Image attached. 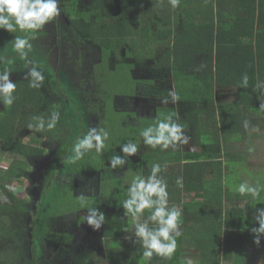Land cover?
I'll use <instances>...</instances> for the list:
<instances>
[{
  "label": "trees",
  "instance_id": "trees-1",
  "mask_svg": "<svg viewBox=\"0 0 264 264\" xmlns=\"http://www.w3.org/2000/svg\"><path fill=\"white\" fill-rule=\"evenodd\" d=\"M58 2L59 15L51 20L54 33L50 30L46 34L57 37L56 46L60 48L62 60L67 51L75 53L78 55L77 60L87 61V69L81 77L82 83L74 88L64 64H59L56 68L50 58L41 53L47 60L46 71L42 75L43 84L49 86L48 94L42 90V86L31 87L30 76L14 82L16 88L10 106L14 112L22 109V114L0 117V151L7 152L14 158L9 168L2 174L0 172L1 187L10 201V204H4L3 215L7 218L4 219L7 223H0L3 250L7 247L12 249L11 256L5 263L25 264L28 261L26 264H39L37 259L43 256L39 244L42 235L38 228L40 223L45 229L48 222L77 206L76 202L80 200L79 205L88 209L100 208V201L121 208L119 220L124 223L120 224V227L124 226L121 230L118 229L119 225L118 228L115 225L110 228L105 225V221L103 224L104 238L119 240L122 246L110 250L103 243L110 264H249L244 259L247 256L244 245L256 235L252 228L259 227L255 216L258 214L257 208H264V186L260 187L257 183L261 181L256 183L254 179L260 189L259 196L255 198L250 193L241 195L233 192L238 174L233 173L230 165L243 163L242 160L248 159V149L241 146V142L249 140L253 137L251 135L264 133V115H259L264 110L261 109V103H264V0H179L176 8L172 7L170 0H88L86 4L82 3L83 0ZM42 30L44 29L36 30L34 34L42 33ZM4 31L0 29V40H10L13 35ZM31 34L33 33H23L25 37ZM108 69H116L128 75V88L125 86L119 90V96L108 87L113 83V75ZM146 69L163 71L160 79H169L175 86L179 96L178 106L162 110H166V115H171L174 122L184 126L188 142L178 143L175 148L169 147L166 150H161L159 146L155 149L148 146L140 151L138 147L136 155L126 157L125 165L136 168L138 175L145 178L151 175L153 164L160 165L161 171L157 175L167 184L168 208L175 207L181 212L178 224L181 234L176 237L177 247L171 259L155 253L150 259L144 257L145 249L134 235V230L131 231V236L126 235L128 225L144 223L152 210L145 209L138 221L126 213L123 202L128 198V189L124 187V166L117 167L121 168V171L118 170L120 175L109 163L113 156L123 155L120 148L124 143L130 139L135 142V139L141 137L143 129L156 124L159 116H138L139 124L131 126L121 121L118 126L110 122L114 128H109L110 135L104 139V149L102 148V152L105 151V164L101 162V166L95 170L102 179L95 177V183L88 190L89 194L85 192L78 196L73 193L74 180L66 185L60 181L61 176L70 174L73 177L78 174L74 173L77 161L67 172V164L66 168L63 165L53 168L38 202L35 198L31 203L21 200L7 191V185L17 175H21L20 170H27V162L45 153V148L41 145L33 146L25 142L22 131L20 132L30 121L31 118L28 117L35 116L28 109L36 108L51 116L52 113H67L68 110L71 115L86 118L83 122L79 121L77 126L78 121H73L75 118L72 117L70 128L67 121L59 116L58 128L68 129L70 134L68 140H63L60 154L66 145L73 151L74 144L92 129L94 118L103 122L108 117L109 107L116 111L118 97L136 96L138 85H143L146 94L153 96L160 93L147 88L156 84L155 78L147 80L135 76L138 71ZM245 75L248 77L247 87L241 85ZM104 81L107 87L104 86ZM216 85L233 89V98L218 101L214 87ZM92 87L96 90L90 89ZM85 89L87 92L93 91L91 96L96 94L94 102L84 104L89 106L87 110L83 103L91 98L85 99ZM170 91L172 92V88H164L163 94ZM55 92L60 94L53 101V95H57ZM68 98L77 100L80 104L79 114L74 110L75 106L70 105ZM81 112L87 114L80 115ZM130 112L137 116V112ZM22 117H26L28 121L24 123ZM105 127L107 126L101 127L98 132L102 134ZM21 157L27 159L22 160ZM107 174L112 176V186H109L112 197L116 196V192L119 195L111 204L106 201L110 198V193L104 190L107 185H103V178L106 179ZM178 179L182 180V186L177 183ZM65 198L70 199L71 203L64 205L67 201ZM85 198L92 199L93 203L89 205ZM58 201L62 206H58ZM242 201H246V204L242 205ZM19 205H22L23 212L16 218ZM30 218L33 221L32 239L26 248L22 237L24 231H27ZM17 219L19 222L15 223ZM148 226L158 227L150 220ZM83 245L82 253L74 254L73 264H98L94 256L102 253L87 242H83ZM28 252L35 260L31 259ZM257 252L258 248L255 254ZM121 257H124L123 263Z\"/></svg>",
  "mask_w": 264,
  "mask_h": 264
},
{
  "label": "rangeland",
  "instance_id": "rangeland-1",
  "mask_svg": "<svg viewBox=\"0 0 264 264\" xmlns=\"http://www.w3.org/2000/svg\"><path fill=\"white\" fill-rule=\"evenodd\" d=\"M88 0H83V4H86ZM59 2H58V8H59ZM54 19V18H53ZM52 19V20H53ZM54 24L53 22L50 20L48 22V24H46V26L42 29V33H37V34H31L30 36H27V38L29 39V42L34 45L33 51L31 50L28 53L27 56V61H30L31 63L28 64L27 66L25 65L26 61L21 59L20 56L14 51L13 49V43L15 40V37L19 36L21 38H25V35H23V33H25L24 31H20L19 29H17V31L15 33H10L13 35V37L9 40L6 41H2L0 40V72H3V70L5 68H10L11 69V73L9 76V79L12 82H15L17 79L19 78H23L28 76L27 73L29 71V69L33 66H35L42 74V72H44L45 70V66L47 63V60L44 56H42L41 53L45 54L47 57L50 58L51 62L56 66V68L58 67L59 64H64L68 74H69V79L71 81L72 86L75 88H77V86L79 84H81L82 80L81 77L84 75L83 73L86 71L87 66L85 65V63L87 62H80L79 60L76 59V57L78 55H76L75 53H70L67 51L66 56H63V60L62 57H60V52H59V47L56 46L57 42L56 39L57 37L53 36V34H46V32H51L54 33ZM39 30V29H38ZM6 31V30H5ZM4 31V32H5ZM6 32V33H7ZM39 32V31H38ZM48 32V33H49ZM1 35V34H0ZM13 42V43H12ZM163 45V44H161ZM32 52V53H31ZM41 54V56H40ZM6 56V57H4ZM42 60H44V62H42ZM49 60V62H50ZM45 64V65H44ZM99 67H97L98 69ZM109 73L113 75V83L111 85H108V87L112 88V92L113 93H117L116 96L120 95L119 90H122L123 88H125V86H127L128 88V82L126 81L128 75L120 73V71H116L115 70H110L108 69ZM46 71V70H45ZM156 71L154 69H146V70H142V71H138L135 76L136 77H142L147 78V80L149 78H155L156 80V84L151 85V86H147V88L151 89V91H159L160 93L157 95H150V94H146V92L143 90L144 87L143 85H138V89H137V94L134 97H125L124 95H122L121 97H118V102L116 104V100H115V104H116V111H113L110 109L107 112L108 117L104 120H102L103 122L98 121L97 118H94L95 123L92 124L91 128H95L97 131L104 126L105 127L103 130L106 131L108 133V136L110 135V132H108L109 128H114L113 126H111V121L113 122V124H116V126L119 125V121H121L122 123L124 122L127 126H131L134 124H139L138 123V119L139 117H157L159 116V120H162V118H164L166 115V110H162L165 108H169L171 106H178V102L173 103L171 101V98L169 97V92L164 95V88H172V92H175V86H173V84L170 83L169 79L168 81L165 79H160L162 78V76L160 74H163L162 72ZM165 72V71H164ZM131 73V72H130ZM166 73V72H165ZM49 74V73H47ZM50 75V74H49ZM157 75V76H156ZM86 77V76H85ZM84 77V79H85ZM65 80V79H64ZM61 84L63 85V81L62 79L60 80ZM106 81H104V86L107 87V85H105ZM111 83V81H110ZM42 86V90L47 93V88H49V86H47L46 84H43V82L41 83ZM54 86L56 87V85L54 84ZM89 86V85H88ZM65 87V86H64ZM215 87V91L217 93V100L218 101H223V100H230L233 98L234 96V90L231 88H225V87H219V86H214ZM67 88V87H65ZM64 88L65 92L66 89ZM126 88V89H127ZM93 91L94 88H90ZM146 90V88H145ZM93 91H88L85 89V99L89 100L88 98H91L90 101H85L83 105H87V103L89 102H94L95 96L96 94H93ZM98 91V90H97ZM57 93L56 97L53 95V101L56 100L58 98V94H60L59 92H55ZM74 96V95H73ZM72 96V98H73ZM91 96V97H90ZM81 98V96H79ZM63 98V96H62ZM121 98V99H120ZM168 98L169 102L167 104L162 103V101ZM83 99V97H82ZM68 100L70 101V105H74V110L77 111L78 113V102L77 100L74 101V99H70L68 98ZM114 104V106H115ZM80 105V104H79ZM84 107L87 109H89V106H85ZM113 105V104H112ZM111 106V105H110ZM15 110V109H14ZM28 111H30L31 113H34L35 116H31L28 117L30 119V121H28V119L25 117L23 118L24 123H26V121H28V124H25V126L23 128L20 129V132L23 135V138L25 140V142H27L29 145L32 144L33 146L35 145H41L42 147L45 148V153L42 155H38L35 156L32 159H28L29 161L27 162L29 165L27 166V170L21 169L20 173L21 175H17L16 179L13 180L12 182H10V184L7 185V191L9 190L10 192H12L17 198L21 199V200H27L28 202L31 203L32 200H34V198L32 197V188H34V184L35 182H40L39 186H37V189L39 191L38 194L36 193L37 197H35V199L39 198V194L42 192L41 187L45 186V182H48V180L50 179V174H51V169L54 168L55 166H57V168L60 165H63L64 168L65 164H67V168H66V172L67 170L70 169V166L73 167V163L69 162V158L71 156L74 155L73 151H70L68 148V146H64V150L61 152L62 154H60V149L62 147L63 144V140H68L69 138V130L68 129H59L58 128V123L59 121H57L56 125L54 128L52 129H47V127L45 126V130L42 132H36L35 128H29V125H36L39 122V118H43L45 120V122L47 123L48 120H50L51 115L47 114L44 111H40L38 109H33L30 108L28 109ZM130 111H134L137 112V116L135 117L134 114H132V112ZM71 111L67 110V113H59L61 117H63L67 123L69 124V127L71 128V123H72V117L75 118V120L73 121H78L77 126L79 125V121L83 122V120L85 121L86 118L83 117H79L76 115H71L70 113ZM73 113V112H72ZM12 114H14V116H21L22 114V109L20 111L14 112L12 111V106H8L6 104L3 103L2 100H0V117H13ZM53 114V113H52ZM79 114V113H78ZM86 113L81 112L80 115H85ZM92 114V112L90 113V115ZM262 114L264 115V110L261 111V113H259V115ZM111 116V117H110ZM139 116V117H138ZM60 117V118H61ZM83 118V119H82ZM119 118V119H118ZM59 120V119H58ZM98 121V122H97ZM103 123V124H101ZM75 125V124H74ZM57 126V127H56ZM84 126V125H82ZM76 126H74L75 128ZM58 128V129H57ZM67 128V127H66ZM81 128V127H80ZM258 132H260L261 130H258ZM100 132V131H99ZM262 132V131H261ZM253 137H251L249 140L241 142V146L243 145L244 148L248 149L249 152V156L250 159L248 160L249 163H233L230 165L231 170L233 171V173L235 174L237 172L238 174V182H236V185H234V191H237L238 186L240 185V182L242 181L241 175L243 174V180L249 181V176H247L248 171H255L256 169H262L261 165L263 166L264 164V133H262L260 135H251ZM129 141L136 143L137 146L140 148V151L145 150L146 147H148L147 145L144 144L143 142V138L140 137L138 139H135V142L133 139H130ZM127 141V142H129ZM105 141H103L104 144ZM0 148H1V143H0ZM104 149V147H102ZM67 149L69 150V152L67 151ZM139 151V152H140ZM105 151L104 153L102 152V149L100 151H97L95 148L89 150L88 152H86L81 159L77 160V164H76V170L74 171V173H78L73 175V177L70 174L61 176V182L66 184H71L72 180L75 181V187L73 190V193H75L78 196L84 195L85 192L87 194H89V191L92 184L95 183V177L98 176L99 179L102 177L99 176V174L97 173L98 167L101 166V162L103 164H105ZM22 160H26L27 158H20ZM100 159V160H99ZM14 158L12 156H10L7 152L4 151H0V172L1 174L7 170L9 168V166L12 164ZM54 162V164H53ZM76 162V161H75ZM23 165L25 164L22 163ZM250 164V165H249ZM95 165V168H94ZM249 165V168H248ZM93 168V169H91ZM26 169V168H25ZM121 169V168H120ZM120 169H113V170H117L118 174L121 175V170ZM123 171L126 172L125 174V182H124V187L126 189H128V187L130 186L132 180L138 175V172L135 171L134 168H129V166L124 165V167H122ZM120 170V171H118ZM263 173L261 172V175L258 176L260 179V183H258V185L260 187L264 186V170H262ZM85 172V173H84ZM18 173V174H20ZM72 173V172H71ZM24 175V176H23ZM89 177V178H88ZM106 179L103 178V185H107L104 187V190L108 191V193H110V198L108 200H106L107 202H109V204H111V202L115 199H118L119 195L117 196V192H116V196L114 195V197H112L111 195V188L109 186H112L110 178H112V176L110 174H107ZM60 178V177H59ZM100 179V180H101ZM36 180V181H35ZM86 180V181H85ZM88 183V184H87ZM242 183V182H241ZM83 189V190H82ZM35 191V190H34ZM76 191V192H75ZM4 190L1 187L0 184V223H7V221H5L7 218L4 217L5 215H3L4 213V204L5 203H9L10 201L8 199L6 193L4 194ZM39 200V199H38ZM38 200H36V202H38ZM65 200H67L65 198ZM82 200V199H81ZM85 200H87L90 204L93 203V200L91 201L89 198H85ZM114 200V201H115ZM56 201V200H55ZM71 200H67L65 202L64 205L71 203ZM79 201L77 200L75 207H71L70 210H67L65 213H63L62 215H60L59 217H56L53 221L48 222L47 225L44 226L42 225V223H40L41 226H39V230L42 233L41 237L39 238V244H40V248L42 249L43 252V256L39 257L37 259L39 264H70V262H67V258L71 259L74 258V254H79L82 253L83 249H84V245L83 242H86L88 244L91 245V247H93L94 249L98 250V252L102 253V254H96L94 256L95 259H97L98 264H104V262H106L105 264H110L109 259H108V255H107V251L105 249L108 248L110 250H115L118 248H121L122 246L120 245L119 240H114V238L109 239L108 237L107 239L104 238V222L101 226L100 229L98 230H93L92 227H90L87 224V214H88V208L79 205ZM58 206H62L61 204H59V201L57 202ZM100 204V208H98L99 210H101V212H103L105 214V219L104 221L106 222L105 225L107 227H113L115 225V227L118 228L119 225V230H121L120 228L124 227L123 225L120 227V224H124L122 223L121 220H119L120 216L122 215V211L120 207L115 206L114 204L112 205H106V203H103L102 201L99 202ZM63 205V206H64ZM264 207V205H262ZM18 212L16 218H19L22 214V205L17 206ZM82 217V218H81ZM5 219V220H4ZM31 219V218H30ZM137 221V219H136ZM19 222V219H17V221L15 223ZM134 222V221H133ZM4 223V224H5ZM33 221L32 219L30 220L29 224L27 225V231H24V236L22 237L23 239V244L24 246H27L26 248H28V245L31 244V239H32V224ZM11 223H8V225ZM16 225V228L18 229V225ZM23 225V222H22ZM20 224V226H22ZM13 226V225H12ZM135 224H131L128 225V232H126L127 236H131V232L132 230H134ZM22 230V227H20ZM179 228V231L181 232V228ZM17 229L14 228V230L16 231V234L19 235V232H17ZM116 229V231L118 230ZM113 230V229H112ZM111 230V231H112ZM109 231V230H108ZM49 234L53 235L52 237L48 236ZM254 237L255 235L252 236L251 240H248L245 245V251H247V256H244V259L248 260L249 264H264V234L261 235L260 237V244L257 245L254 243ZM50 238V239H49ZM118 241V242H117ZM3 240H0V264H7L5 263L7 259L10 258L11 256V248L7 247L3 250L4 248V244L2 243ZM105 247H104V245ZM258 248V252L255 254V252L257 251ZM29 255L31 256V259L35 260L32 256V254L30 252H28ZM131 253V252H129ZM257 257H256V256ZM186 256L188 257L189 255L186 254ZM75 261V260H74ZM9 262V261H8ZM28 262V261H27ZM25 261V264L27 263ZM121 262H124V257H121ZM23 264V263H22Z\"/></svg>",
  "mask_w": 264,
  "mask_h": 264
},
{
  "label": "clouds",
  "instance_id": "clouds-1",
  "mask_svg": "<svg viewBox=\"0 0 264 264\" xmlns=\"http://www.w3.org/2000/svg\"><path fill=\"white\" fill-rule=\"evenodd\" d=\"M170 3L173 8H176L179 5V0H170ZM58 15V0H0V29L10 33H15L17 29L35 33L36 30L41 29ZM12 46L20 58L26 61V66L31 63L27 61V56L32 50V44L27 37H15ZM10 73V68H5L3 72H0V100L8 106L13 103L14 97L12 94L16 88L15 83L9 79ZM27 75L31 77V87L41 86L44 77L35 66L29 69ZM241 85L247 87V75L243 77ZM169 97L173 103L179 100V96L175 92L170 91ZM168 102V98L162 101L165 104ZM261 109H264V103H261ZM58 119L59 114L53 113L47 123L41 117L36 125H29V128L34 127L36 132L44 131L45 126L47 129H52ZM183 129L184 126L174 122L172 116L169 115L162 120H157L155 125L143 129L140 136L143 138L145 145L151 146L153 149L159 146L161 150H166L169 147L175 148L178 143L186 144L188 142ZM107 137L108 133L106 131L101 134L95 128L90 129L87 135L74 144V155L69 158V162L74 163L81 159L86 152L93 148L100 151L103 147V141ZM120 151L123 155L113 156L109 161L113 169L124 166L127 163L126 157L136 155L138 146L136 143L129 141L123 144ZM160 171V165L153 164L150 176L145 178L137 175L128 187V198L123 202L126 213L137 218V221L145 209L152 210L148 220L157 224L158 227L149 228L148 220H146L144 223L137 222L134 228V235L142 242L145 249L143 256L149 259L154 253L171 259L177 247L176 237L181 234L178 228L181 212L175 207L168 208L167 184L163 179L158 178L157 174ZM177 183L182 186V180L178 179ZM237 190L241 195L250 193L254 198L259 196L260 193L258 187H253L247 182L241 183ZM256 212L258 214L255 216V220L258 222L259 227L252 228V232L256 234L254 243L259 245L260 237L264 234V208H257ZM104 219L105 214L99 209H88L86 220L93 230L100 229Z\"/></svg>",
  "mask_w": 264,
  "mask_h": 264
},
{
  "label": "crops",
  "instance_id": "crops-1",
  "mask_svg": "<svg viewBox=\"0 0 264 264\" xmlns=\"http://www.w3.org/2000/svg\"><path fill=\"white\" fill-rule=\"evenodd\" d=\"M250 159V156H248V159L247 160H242L243 161V163H249V160ZM242 163V164H243ZM250 165V164H249ZM249 165H248V168H249ZM261 168L262 169H256V172L255 171H253V172H251V171H248V172H246V173H248L247 174V176H249V181L248 180H246V181H244L243 180V174H240L241 175V178H242V183H245V182H247L249 185H251V186H253V187H257V184L259 183H257V181H259L260 179H259V177L258 176H260L261 175V171L262 170H264V164H263V166L261 165ZM254 179H256V183L257 184H255V180ZM232 191L234 192V189H232ZM235 192H238V190L237 191H235ZM263 196H264V194H263ZM242 205L243 204H246V201H242V203H241Z\"/></svg>",
  "mask_w": 264,
  "mask_h": 264
},
{
  "label": "flooded vegetation",
  "instance_id": "flooded-vegetation-1",
  "mask_svg": "<svg viewBox=\"0 0 264 264\" xmlns=\"http://www.w3.org/2000/svg\"><path fill=\"white\" fill-rule=\"evenodd\" d=\"M52 170H53V168H52L50 171L52 172ZM35 181H36V180H35ZM39 183H40V182H38V181L35 182V184H34V188H32V193H31V194H32V197H33V198L37 197L36 193L38 194L37 191L40 190V189H39V190L37 189V186H39ZM41 189H43V187H41ZM34 190H35V191H34ZM39 195H40V194H39ZM36 200H37V199H36ZM86 242H87V241H86ZM86 242H85V243H86ZM74 260H75V258H71V259H68V258H67V262H68V263L70 262V264H73V263H74ZM64 264H67V263H64Z\"/></svg>",
  "mask_w": 264,
  "mask_h": 264
},
{
  "label": "water",
  "instance_id": "water-1",
  "mask_svg": "<svg viewBox=\"0 0 264 264\" xmlns=\"http://www.w3.org/2000/svg\"><path fill=\"white\" fill-rule=\"evenodd\" d=\"M38 200V199H37Z\"/></svg>",
  "mask_w": 264,
  "mask_h": 264
}]
</instances>
